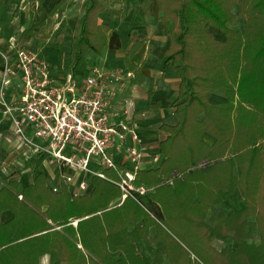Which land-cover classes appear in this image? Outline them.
<instances>
[{
  "label": "trees",
  "instance_id": "1",
  "mask_svg": "<svg viewBox=\"0 0 264 264\" xmlns=\"http://www.w3.org/2000/svg\"><path fill=\"white\" fill-rule=\"evenodd\" d=\"M66 1L58 0L50 13ZM120 1L82 3L71 69L85 49L101 53L110 25L98 23L99 13L122 16L113 7ZM157 1L170 37L165 62L174 63L181 80L169 104L178 121L161 125L168 131L159 143L162 161L135 171L134 185L152 190L132 191L120 202L121 187L96 175L90 177L92 190L83 194L70 192L64 180L54 190L43 172L23 186L11 179L0 187V264H42L45 254L56 264H114L115 256L117 264H164L161 248L147 257L140 241L162 242L172 264H264V0ZM133 3L146 11L150 0ZM238 16L244 18L241 29ZM212 26L224 37L217 38ZM218 89L225 99L212 101ZM206 133L212 143L203 138ZM202 158L208 166L190 169ZM174 171L183 176L165 182ZM108 173L120 179L115 170ZM235 188L244 205L208 219L210 206ZM7 210L12 214L4 220ZM211 235L231 237L235 247L218 249Z\"/></svg>",
  "mask_w": 264,
  "mask_h": 264
},
{
  "label": "crops",
  "instance_id": "2",
  "mask_svg": "<svg viewBox=\"0 0 264 264\" xmlns=\"http://www.w3.org/2000/svg\"><path fill=\"white\" fill-rule=\"evenodd\" d=\"M57 1L3 0L0 8V51H2L0 52V81L6 62L5 55L8 56L10 62H14L16 50L19 47L38 50L50 63L51 71L57 80H62L63 75L70 70L74 72L78 80H81L90 74L94 67L103 69L122 68L125 71H133V77L128 78L123 86L117 89L114 98L111 100L109 106L110 121L128 120L133 124L139 138L135 141L130 134H127L125 145H135L143 150L141 168L156 167L162 161L164 154L159 150L162 158L153 165V160L156 158L158 151L153 152L150 148L154 146L159 148V143L168 136V131L161 128L163 123L175 124L178 121L175 108L169 104L177 98L181 80L174 63L172 61L165 62V50L169 45L170 37L166 33V24L162 20L163 13L159 8L158 1L150 0L147 10L144 11L142 5H135L133 0H121L116 2L113 7L122 9V16H110L106 10L99 14L98 23H108L110 30L107 34L106 46L101 53L93 50L97 54L96 61L85 76L77 73V67L85 60V56L74 69H71L74 58L71 51L70 59L66 60L67 68L61 69L60 63L65 60V57L45 51L49 43L57 42L61 35V39L66 38L65 35L68 29L72 31L71 45L73 46V27L75 21L81 15V5L85 0H67L55 13L51 14L50 11ZM135 1L141 2L142 0ZM103 12L106 13L103 14ZM43 20L44 24L38 26V23ZM69 26L71 27L69 28ZM64 27L67 29L65 33L61 31ZM59 34L60 36H58ZM106 60H110L113 67L106 68ZM20 82L19 77H12V83L6 91L7 100L17 97L21 90L17 86ZM155 101L158 102L152 106ZM158 103H160V107H158ZM152 114H161L159 123L154 122ZM162 119H165V121ZM206 142L212 143L213 139ZM111 151L120 169L125 170L133 167L134 163L127 157L123 144L119 139H117L116 145L111 148ZM28 162H32V165L28 166ZM91 167L98 168L94 162H91ZM37 172H43L46 178L59 186V189L62 180L66 182L64 175H72L73 182L66 183L73 194L79 181L83 179L87 180L89 187L79 194L89 193L93 188L91 174L73 169L67 165H62L60 168L53 157L45 152L35 151L15 134L14 128L8 117L3 113V106L0 103V187L11 179L21 181L26 173L31 178L30 182H32V177ZM106 173L109 177L115 178L108 173V170ZM227 204L226 202L224 205ZM215 205L217 204L211 205L210 209ZM221 212L208 213V219ZM156 231L155 226L150 228L152 236L156 234ZM254 236H258L259 241V233L257 232ZM216 238L211 235L212 243L218 249L226 244L231 246L235 243L231 237L227 240L221 239L218 241H216ZM139 244L141 253L151 258L161 248L160 250L164 254V264H172L165 256L162 242L147 243L140 241ZM117 259L118 257L115 256L114 264H117ZM50 264L56 263L50 262Z\"/></svg>",
  "mask_w": 264,
  "mask_h": 264
},
{
  "label": "built area",
  "instance_id": "3",
  "mask_svg": "<svg viewBox=\"0 0 264 264\" xmlns=\"http://www.w3.org/2000/svg\"><path fill=\"white\" fill-rule=\"evenodd\" d=\"M2 52V51H0ZM5 66L0 81V103L3 113L10 120L15 134L35 151L53 157L60 168L67 165L73 169L116 182L122 189L120 202L132 191L141 193L153 187L133 183L135 171L141 168L143 150L135 145H125L127 134L136 141L135 126L128 120L110 121L109 106L117 89L133 77L131 70L122 68L103 69L94 67L90 74L78 80L73 71H67L62 80H57L48 60L36 49L19 47L14 62L5 55ZM20 78L17 97L7 100L6 91L12 77ZM33 132L35 139L29 133ZM117 139L123 144L126 155L134 163L131 169H120L111 148ZM121 147V146H118ZM94 162L98 168L91 167ZM202 158L193 162L190 169L208 166ZM113 169L120 177L114 180L106 173ZM66 182H73L72 175H64ZM174 171L165 182L173 183L182 177ZM89 187L86 179L79 181L75 194ZM58 190L59 186H53ZM77 225V219L72 221Z\"/></svg>",
  "mask_w": 264,
  "mask_h": 264
},
{
  "label": "rangeland",
  "instance_id": "4",
  "mask_svg": "<svg viewBox=\"0 0 264 264\" xmlns=\"http://www.w3.org/2000/svg\"><path fill=\"white\" fill-rule=\"evenodd\" d=\"M235 10H237V9L235 8ZM104 13H106V12H103V14ZM243 26H244V18L241 17V16H238L237 17V22H236V28L241 29V28H243ZM70 27L71 26H69V28ZM211 29H212L214 35L217 38H223L224 37V34H223V32L220 29H218V28H216L214 26H212ZM61 31L65 33V31H67V29L64 27V29H62ZM58 36H60V34ZM63 36H64V34H63ZM65 36H66V38L61 39L62 38V35H61L57 42L49 43V45L45 49V51L47 53L53 52L55 54H59V56H64L65 57V60L61 61V63H60L61 69H66L67 68V61L66 60L70 59L71 51L73 53V46L71 45L72 31L70 29H68L67 34ZM96 55L97 54H95L93 49H85V52H84L85 60L83 62H81L79 67H77V73L79 75L85 76L90 71L91 67L94 65V63L96 61L95 60L96 59ZM105 66H106V68L113 67V63L110 60H106ZM224 99H225V93L222 90H219V89L215 90L212 93V95H211V100L212 101H221V100H224ZM152 115H153L152 117H154V122L159 123L160 120H161V114H159V115L152 114ZM162 120L165 121V119H162ZM29 136L31 137V139H35L36 140V137L34 136L33 132H30ZM204 138H205L206 141H211L213 139V137L210 134H205ZM150 150H152L153 152H157L158 151V153L156 155V158L153 160L154 162L152 163L154 165V164H156L157 162L160 161V159L162 158V154L159 152V148L156 147V146L151 147ZM27 164H29L28 166H30V165H32V162H28ZM32 178L34 179V177H32ZM45 178H46V175H45ZM30 180H31V178H29L28 174L26 173V176H23V179L21 180L20 186L30 182ZM46 181H47V183L50 186L57 185L56 183H53L49 178H46ZM226 202L228 204L224 205ZM239 203H240V205H239ZM243 203H244V200H243V197L241 195V191H240L239 188H237L233 194L228 196V198L226 199L225 202L218 203L217 205L212 206L210 211H209V214H215V213H218V212H221V211L222 212H227V211H230V210H233V209L235 210L239 206H243ZM32 206H33V208L35 210L38 211V207L37 206H34V205H32ZM11 214L12 213L9 210L4 211L1 218L4 219V220H7V219L10 218ZM218 240H221V239H217L216 238V241H218ZM253 240L258 241V236H254ZM231 247H235V243L233 245H231ZM49 258H50L49 255H44L41 258V263L42 264H50V259Z\"/></svg>",
  "mask_w": 264,
  "mask_h": 264
}]
</instances>
